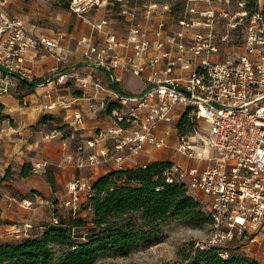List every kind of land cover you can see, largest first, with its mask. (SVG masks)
I'll list each match as a JSON object with an SVG mask.
<instances>
[{
  "label": "built area",
  "instance_id": "built-area-1",
  "mask_svg": "<svg viewBox=\"0 0 264 264\" xmlns=\"http://www.w3.org/2000/svg\"><path fill=\"white\" fill-rule=\"evenodd\" d=\"M100 1L69 0L68 10L90 27L89 35L78 39L83 61L104 71L103 79H95L92 73L76 75L77 87L82 93H105L101 106L107 109L110 125L80 137L65 155L66 160L81 169L106 162L119 169L130 167L135 157L170 146L169 134H174L175 153L194 163L172 161L164 172L166 180L184 182L199 193L210 217L209 236L196 245L218 246L220 255L226 257L229 245L237 244L240 251L251 253L264 264L261 7L250 11L244 0H235L239 7L231 11L226 7L230 0H183L185 6L172 14L175 9L167 3H149L138 20L135 7L124 4L120 14L128 23L127 29L116 35L104 30L107 19L89 18V11ZM221 1L225 6H219ZM5 2L0 0V97L9 93L18 79H32L31 70L23 65L28 52L45 47L61 60L60 42L65 37L59 31L51 37L35 35L24 19L6 11ZM219 18L229 29L239 28L242 33L239 48L226 51V58L218 55V43L227 40V32L213 31ZM99 32H103L100 40L96 37ZM123 73L137 77L142 88L132 94L123 92ZM64 78L62 74L57 80L65 82ZM48 96V92L41 94L42 98ZM52 106V102L43 103L42 109ZM82 114L78 110L73 116L81 120ZM182 116L190 121V132L177 129L176 122ZM198 121L208 125L206 139L200 136ZM61 134L54 129L47 136ZM44 164L36 162L31 169L38 173ZM89 187L85 177L71 179L67 185L70 195L59 206L74 213L79 191L86 190V197ZM24 202L31 204L29 199ZM59 220L55 215L49 223L55 225Z\"/></svg>",
  "mask_w": 264,
  "mask_h": 264
},
{
  "label": "trees",
  "instance_id": "trees-1",
  "mask_svg": "<svg viewBox=\"0 0 264 264\" xmlns=\"http://www.w3.org/2000/svg\"><path fill=\"white\" fill-rule=\"evenodd\" d=\"M56 1L63 9L69 7V0ZM244 1L248 10L258 8L256 0ZM261 10L264 13V7ZM35 80L18 79L23 94L34 90ZM73 94L80 96L81 90L76 88ZM47 120H54L53 115L42 113L37 123ZM66 126L67 123H60L58 130ZM176 126L182 132H190L192 128L185 116ZM171 163L154 159L131 167L108 169L90 182L82 203L89 211L88 218L59 217L58 224L46 223L38 234L0 242V264H92L102 249L113 247L119 254H125L137 242L156 236L170 219L209 223L208 213L188 192L185 183L166 180L164 172ZM31 173V163H22L18 176ZM44 173L50 188L54 187L52 171L46 168ZM7 174L8 171L4 178ZM220 251L218 246L200 248L188 242L177 251L178 264H263L242 252L230 250L228 256L222 257Z\"/></svg>",
  "mask_w": 264,
  "mask_h": 264
},
{
  "label": "crops",
  "instance_id": "crops-1",
  "mask_svg": "<svg viewBox=\"0 0 264 264\" xmlns=\"http://www.w3.org/2000/svg\"><path fill=\"white\" fill-rule=\"evenodd\" d=\"M49 6L42 4L40 0H6L5 2L6 11L24 19L28 28L35 35L51 37L56 34L52 29L43 28L37 24L38 19L41 18L52 20V16L46 15L47 12L50 13L53 10ZM55 18H58V14ZM68 26L65 25L68 32H63L65 37L60 42L59 54L63 57L61 60L57 59L55 52L53 53L45 47H38L25 55L23 65L31 70L32 77L37 81L34 90L31 93L23 94L24 90L20 89L16 82L9 93L0 97L2 105L0 107V219H5L3 223L7 225L14 224L10 220H13L15 215L29 214L32 210L31 206L26 207L18 204L14 196L15 193L5 190L4 184L12 190L15 189L17 194H23V199H30L34 202L40 199L39 201L42 202L39 194L29 191L38 190L45 194V192L59 187L66 189L67 182L74 177L86 178L85 174L92 173L87 177L91 182L108 169L115 168L111 162H106L81 169L67 162L65 158V155L73 150L71 147L73 139L77 142L80 137L89 136L95 128L110 125L107 109L101 106L105 93L97 92L95 94L92 91L82 93L81 91V95L78 96L63 91L68 88V86H64L67 82L66 79H75L76 75L92 73L95 79L104 78L102 69H92L85 64L81 57L78 36L73 34L75 29L73 27L69 29ZM104 30L108 31L106 27ZM81 31L82 36L89 35L90 27L85 25ZM78 34L80 35V32ZM102 35L103 32L96 33L97 39L100 40ZM62 74H65V82L57 80L58 76ZM132 80L135 84L131 82ZM120 84L122 91L127 94L138 92L143 86L137 77L128 73L122 74ZM43 92L49 93L48 98L41 97ZM85 94L91 99L87 101L83 96ZM49 102L53 103L51 109L43 110L42 104ZM78 110L83 113L81 120H77L73 116ZM42 113H48L53 117L58 115L57 117L63 120L62 123H67L64 130H59L63 134L53 138L48 137L47 134L51 130L48 132L45 128H48L46 126L52 123V120L37 123ZM172 137L174 139V134H169V139H171L168 140L169 144L172 142ZM165 158L161 151L141 154L132 159L130 167L142 164V162ZM39 161L46 162L42 173L35 175L32 172L25 177L18 176L22 163L29 162L32 168V164ZM190 162L194 163V161ZM190 162L188 164H191ZM49 166H53L54 187L51 188L44 177V171L46 168L50 169ZM6 171L8 174L4 178ZM66 214L67 218L73 215L70 210Z\"/></svg>",
  "mask_w": 264,
  "mask_h": 264
},
{
  "label": "rangeland",
  "instance_id": "rangeland-1",
  "mask_svg": "<svg viewBox=\"0 0 264 264\" xmlns=\"http://www.w3.org/2000/svg\"><path fill=\"white\" fill-rule=\"evenodd\" d=\"M40 1L44 5H50L49 7L53 9L50 13H46V15L52 16V20L49 21L47 18L38 19L39 21L37 24L41 25L43 28H50L53 32L56 33L58 31H67L65 25H70L68 26L69 29L72 27L75 29L73 34H77L78 40L82 37L81 28L83 29L85 25L86 27H89V25L86 24L82 19L71 13L68 8H61L56 0ZM149 3H157L158 5L167 3L170 7H175V10H173L172 14L176 13L179 8L185 6L183 0H101L99 2V5L93 7L89 11V18L91 20L105 18L108 21L106 29L109 32H113L116 35L123 34L125 33L128 24L124 17L120 14V10L124 7V4L127 6L135 7L136 17L138 20H140L143 9H145V6H147ZM256 3L258 7H264V0H256ZM219 6L225 5L221 1ZM197 7L204 8L203 5H197ZM226 7L227 9L233 11L237 9L239 5L235 0H230L228 6L226 5ZM41 14H44V12H41ZM56 14H58V18H55ZM169 14H171V12ZM171 21L172 19L170 18L169 22ZM213 26V31L216 34L227 32V40L218 43V55L222 56V58H226V54L228 53L226 51H231L233 49L236 50L239 48L242 42V33L240 32L239 28L229 29L228 26H226V21L222 18H219L217 21H215L213 23ZM78 32H80V35L78 34ZM66 80L67 82L65 83V85H63L68 86V88H66V90L64 89L63 91L72 94L73 91L77 88L75 84V79L67 78ZM131 82L135 84L134 80H132ZM57 116L54 117L52 123H49L46 126L48 128L45 129L48 130V132L50 130L52 131L54 129H57L58 125L63 122V120ZM198 127H200L199 132H201V138L206 139L207 135L204 133L207 131L206 128H208V125L206 123H203L202 121H198ZM173 141L174 139L172 137V142H170V146L160 150L162 152L163 157H166L165 159L170 161L182 160L184 162L189 163L190 160L188 161L184 158H180L175 153L174 148H172ZM75 144L76 141L73 139L71 141V147L74 148ZM190 163L193 164L192 162ZM45 164L43 168L45 167ZM32 165H34V163ZM49 168L51 171H53V166H49ZM42 170L38 173H35L31 169V172H33L32 174L39 175L40 173H42ZM90 175H92V173L84 175L86 176V181L88 182H90V179H88L87 177ZM69 181L67 182V185ZM67 185L66 189L59 187L51 189V191H47L45 192V194L38 190H30L29 192H35L39 194L41 196L42 202L39 201L40 199L35 202L31 201V204L28 206L27 203L24 202L25 199H23V194H17L15 189L12 190L7 187L6 184H4L3 187L5 190L9 191L10 193H15L14 196L16 197V201L18 202V204L26 207L31 206L32 211L29 214L19 213L15 215L13 220L8 219L14 222V224L12 225L4 224L3 221L5 219H0V242L10 240L14 241L18 238L26 237L28 235L38 234L43 229V225L49 223L50 219H52L55 215L67 219L66 213L69 212V210L70 213H72V209H68L64 206H59L61 205L60 202L69 197L70 195V193H68L67 191ZM188 192L201 202L202 198L200 197L199 193L197 194L190 189H188ZM85 193L86 190L79 191L80 202L77 203L78 208L72 214L78 215L86 219L89 217V211L82 207V203L86 198L84 195ZM210 225V222L195 224L187 220L173 218L172 220H168L161 227L160 231L156 234V236L137 242L125 254H119V252L113 247H107L105 249H102L92 264H163L164 262H168L169 264H178L180 260V255L177 252L178 249L185 246V244L188 242H194L199 244L204 243L209 236ZM237 246V244L229 245L231 252H242L240 251V249L237 248ZM251 247L253 248L254 245L251 244ZM242 253H244L246 256L252 257L251 253Z\"/></svg>",
  "mask_w": 264,
  "mask_h": 264
}]
</instances>
